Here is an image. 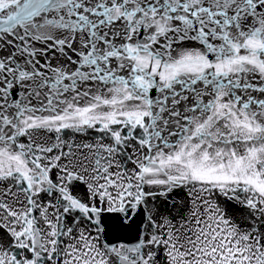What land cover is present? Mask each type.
Listing matches in <instances>:
<instances>
[{
  "label": "snow or ice",
  "instance_id": "snow-or-ice-1",
  "mask_svg": "<svg viewBox=\"0 0 264 264\" xmlns=\"http://www.w3.org/2000/svg\"><path fill=\"white\" fill-rule=\"evenodd\" d=\"M0 264H264V0H0Z\"/></svg>",
  "mask_w": 264,
  "mask_h": 264
},
{
  "label": "water",
  "instance_id": "water-1",
  "mask_svg": "<svg viewBox=\"0 0 264 264\" xmlns=\"http://www.w3.org/2000/svg\"><path fill=\"white\" fill-rule=\"evenodd\" d=\"M219 199L222 201V207H228L229 213L234 215L238 220L242 219L241 211L239 210V206H232L231 202L224 201L223 197H219Z\"/></svg>",
  "mask_w": 264,
  "mask_h": 264
}]
</instances>
